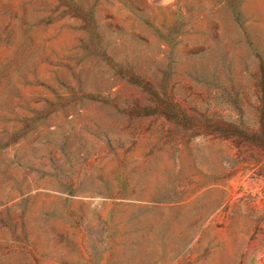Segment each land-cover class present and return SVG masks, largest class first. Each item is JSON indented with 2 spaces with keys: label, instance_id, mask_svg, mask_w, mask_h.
Returning a JSON list of instances; mask_svg holds the SVG:
<instances>
[{
  "label": "rangeland",
  "instance_id": "1",
  "mask_svg": "<svg viewBox=\"0 0 264 264\" xmlns=\"http://www.w3.org/2000/svg\"><path fill=\"white\" fill-rule=\"evenodd\" d=\"M0 264H264V0H0Z\"/></svg>",
  "mask_w": 264,
  "mask_h": 264
}]
</instances>
